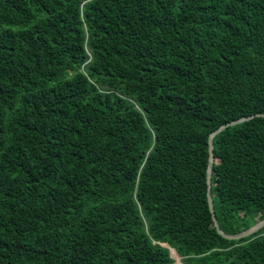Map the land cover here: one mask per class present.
I'll list each match as a JSON object with an SVG mask.
<instances>
[{"label":"trees","instance_id":"1","mask_svg":"<svg viewBox=\"0 0 264 264\" xmlns=\"http://www.w3.org/2000/svg\"><path fill=\"white\" fill-rule=\"evenodd\" d=\"M263 113L264 0H0V264H264Z\"/></svg>","mask_w":264,"mask_h":264},{"label":"water","instance_id":"2","mask_svg":"<svg viewBox=\"0 0 264 264\" xmlns=\"http://www.w3.org/2000/svg\"><path fill=\"white\" fill-rule=\"evenodd\" d=\"M262 115H264V113ZM246 118L247 117H243V118L234 120V121H232V122H230L228 124H235V123H237L239 121H242V120H244ZM228 124H224L219 129L213 131L211 133V135H210V138H209V163H208V171H207V182L209 184L208 200H209V205H210V208H211V211H212L214 223H215L218 231L221 234H223L224 236L228 237V238L239 239V238L251 235V234L255 233L256 231H258L261 227H263L264 226V218H262L260 221L256 222L255 224L251 225L247 229L243 230L242 232L235 233V234H231V233L225 232L223 229H221V227L219 225L217 216H216L215 211H214V204H213V199H212V195H211V191H210V186H211V182H212L213 164H214V158H215L213 136L220 129L226 127Z\"/></svg>","mask_w":264,"mask_h":264},{"label":"rangeland","instance_id":"3","mask_svg":"<svg viewBox=\"0 0 264 264\" xmlns=\"http://www.w3.org/2000/svg\"><path fill=\"white\" fill-rule=\"evenodd\" d=\"M166 246H168V245H166ZM169 248H170L171 255L175 258V261H174L173 264H183L182 261H181L180 256L177 254V252L175 251V249H173L171 247H169Z\"/></svg>","mask_w":264,"mask_h":264}]
</instances>
